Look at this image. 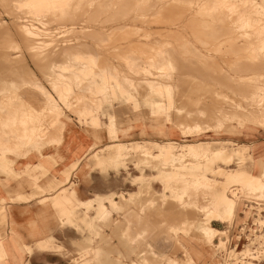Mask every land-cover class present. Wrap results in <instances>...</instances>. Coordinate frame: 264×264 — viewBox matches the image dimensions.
<instances>
[{"label": "rangeland", "instance_id": "rangeland-1", "mask_svg": "<svg viewBox=\"0 0 264 264\" xmlns=\"http://www.w3.org/2000/svg\"><path fill=\"white\" fill-rule=\"evenodd\" d=\"M62 1V7L34 13L27 0H0V58L6 55L5 66L0 63V173L17 181L21 191L22 187L29 189L15 199L29 201L50 192V197L40 200L42 205H50V227L59 230L57 225L71 226L76 230H69L87 243L84 248L78 247L72 264H100L97 250L102 248L109 252L112 264H217L213 248L221 235L217 232L210 241L202 239L203 227L222 231L225 225L240 220L244 201H264V193L248 194L242 182L227 179L233 171L263 178L264 158L256 146L264 140V0H89L92 5L86 0ZM117 9L129 14L124 19V12ZM174 34L178 35L176 39ZM178 38L183 43L176 41ZM200 40L209 44L202 45ZM53 43L57 46L54 49ZM171 47L177 48L174 51ZM64 48L71 50L68 53ZM75 55L86 56L87 64L76 66L71 61ZM91 57L97 63L92 69ZM68 61L71 71L58 76L59 67ZM106 71L110 72L108 81L114 91L95 93L104 87L102 77ZM119 85L130 92L122 94ZM91 101L93 105L84 104ZM150 101L159 102L162 111H149ZM86 108L92 111L83 113L81 110ZM179 115L184 117L182 125L176 121ZM68 138L77 146L72 151V164L64 157H50V171L41 162L32 164L35 158H43L45 149L58 150ZM119 144H123V155L108 166V156ZM239 146L244 147L239 157L225 161L212 158V153L219 150L233 154ZM163 147H170L174 158L161 155ZM99 159L102 162L98 164ZM18 160L25 162L19 173L14 169ZM63 165L68 167L64 171L69 170V180L58 182L61 174L53 170ZM113 173L124 191L116 199L118 204L112 199L97 205L94 201L77 203L75 208L68 204L79 200L78 185L91 187L95 181H102V175L110 181ZM166 174L170 175L166 178ZM41 180L49 182L47 188L39 183ZM55 180L58 183L51 186ZM219 191L236 202L234 217L206 225ZM63 193L69 195L64 206L55 205V198ZM10 232L12 240L8 242L21 241L14 230ZM48 238L53 245L54 237ZM112 240L120 243L119 251L110 252ZM33 256L29 246L7 245L5 252L0 240V264H29ZM69 256L66 251L59 255L65 260Z\"/></svg>", "mask_w": 264, "mask_h": 264}, {"label": "crops", "instance_id": "crops-1", "mask_svg": "<svg viewBox=\"0 0 264 264\" xmlns=\"http://www.w3.org/2000/svg\"><path fill=\"white\" fill-rule=\"evenodd\" d=\"M240 142L243 145L244 142L242 140ZM72 143V139L68 138V141L63 143L58 150L45 149L43 151V158H35L32 164L38 165L41 162L40 164L43 165L44 169L50 171V155L54 158L64 157L72 164V151L75 152L77 150V146H74ZM256 150H259L261 158H264V140L257 144ZM24 163L23 160H18L14 164V169L17 173L23 171ZM66 167L65 165L58 166L53 171L61 173ZM101 177L102 181H95L91 184V187L78 185V201H94L95 205H97L99 201L112 199L118 204L116 199L119 198L120 194L124 195V191L119 188V178H115L117 176L114 173L110 181L108 180V176L102 175ZM44 180H41L39 183L43 188H47L49 182ZM72 180L74 178H71V183ZM19 187L20 185L17 181L8 180V177L4 173H0V240H2L3 246H5V252L7 245L29 246V249H32V253L34 252V256L31 260H28L29 264H72L71 259L74 258L73 254L77 252L78 247L84 248L87 244L85 240L75 231L69 230H76L71 226L60 227L57 225L59 230L50 227V205L44 206L40 203L41 199L50 197V192L38 195L29 201H19L15 199L17 195L24 196L29 192V189L22 187L23 190L21 191ZM11 194L13 195L11 196ZM106 201L105 205L108 204ZM3 216L5 218L4 222ZM98 226H96V229H98ZM10 229L12 231L14 230L17 235H20L21 241H14L13 244L10 241L8 242L9 238L12 240V237H10ZM54 229H56L55 234ZM50 235L54 237L55 243L53 245H50V238H48ZM100 235L103 236V234ZM83 236L86 239L91 238L88 235ZM119 244L117 240H112L109 244L110 252L119 251ZM63 251L68 252L70 255L66 260L59 257ZM97 252L100 253V264H112L108 256L109 252L106 249L102 248L97 250Z\"/></svg>", "mask_w": 264, "mask_h": 264}, {"label": "bare ground", "instance_id": "bare-ground-1", "mask_svg": "<svg viewBox=\"0 0 264 264\" xmlns=\"http://www.w3.org/2000/svg\"><path fill=\"white\" fill-rule=\"evenodd\" d=\"M87 2L89 1V0H86ZM91 1V0H90ZM101 1V0H100ZM114 1V0H113ZM123 1V0H122ZM182 1V0H181ZM213 1V0H212ZM224 1H228V0H223V2ZM27 2L30 4V6H31V8H33V10H34V13H41V12H46L47 10H51L52 9V6H56V8H57V6H59V7H62L63 6V4H64V1H62V0H58V1H52V0H27ZM71 2H73V1H71ZM84 2V1H83ZM92 2V1H91ZM120 2V1H119ZM127 2V1H126ZM144 2H146V1H144ZM180 2V1H179ZM183 2H185V1H183ZM187 2H188V0H187ZM186 2V3H187ZM219 2V1H218ZM89 3V5L91 4L90 2H88ZM103 3V2H102ZM114 3V5H115V2H113ZM190 3V2H189ZM193 3V2H192ZM205 3V2H204ZM212 3V2H211ZM117 4V3H116ZM120 4V3H119ZM118 4V5H119ZM133 4V3H132ZM139 4H140V2H139ZM143 4V3H142ZM152 4V3H151ZM92 5V4H91ZM138 5V4H137ZM184 5H185V3H184ZM188 5V4H187ZM186 5V6H187ZM209 5V4H208ZM207 5V6H208ZM70 6V5H69ZM80 6V5H79ZM121 6V8H122V6H123V4L122 5H120ZM135 6V5H134ZM144 6V5H143ZM211 6V5H210ZM128 7V6H127ZM184 7V6H183ZM204 7V6H203ZM77 8V7H76ZM87 8V7H86ZM91 8V7H90ZM89 8V9H90ZM141 8V7H140ZM131 9V8H130ZM129 9V10H130ZM171 9V8H170ZM62 10V9H61ZM67 10V9H66ZM86 11H88V9H85ZM117 10H119V9H117ZM124 10V9H123ZM123 10H121V11H123ZM125 10H127V9H125ZM138 10V9H137ZM140 10V9H139ZM164 10V9H163ZM166 10H168V9H166ZM165 10V11H166ZM172 10V9H171ZM200 10V9H199ZM210 10V9H209ZM221 10V9H220ZM65 11V10H64ZM86 11L84 12L83 11V13H86ZM97 11V10H96ZM101 11V10H100ZM120 11V10H119ZM118 11V12H119ZM120 11V12H121ZM132 11V13H133V11L134 10H131ZM130 11V12H131ZM143 11H145L144 9H143ZM142 11V12H143ZM147 11V10H146ZM145 11V12H146ZM216 11H218V10H216ZM10 12V11H9ZM106 12H107V10H106ZM112 12V11H111ZM124 12V11H123ZM129 11H127V12H124L123 14H125V16L124 15H122L123 16V18L125 19L126 18V13L127 14H129L128 13ZM134 12H137L136 10L134 11ZM144 12V13H145ZM173 12H175V11H173ZM185 12V11H184ZM222 12V11H221ZM232 12V11H231ZM62 13V12H61ZM80 13V12H79ZM112 13H114V12H112ZM115 13H116V11H115ZM114 13V14H115ZM159 13H162V12H159ZM172 13V12H171ZM200 13V12H199ZM214 13H216V12H214ZM220 13V12H219ZM31 14V13H30ZM96 14V13H95ZM118 14H121V13H118ZM137 14H140V13H137ZM176 14V13H175ZM181 14H182V12H181ZM217 14V13H216ZM222 14V13H221ZM108 15V14H107ZM143 15V14H142ZM168 15V14H167ZM121 16V17H122ZM127 16H129V15H127ZM130 16H131V13H130ZM144 16V15H143ZM178 16V15H177ZM182 16V15H181ZM107 17V16H106ZM118 17V16H117ZM164 17V16H163ZM78 18V17H77ZM104 18V17H103ZM113 18V17H112ZM119 18H120V16H119ZM118 18V19H119ZM122 18V19H123ZM139 18V17H138ZM137 18V19H138ZM149 18V17H148ZM168 18V17H167ZM170 18V17H169ZM177 18H180V17H177ZM196 18V17H195ZM43 19V18H42ZM47 19V18H46ZM54 19V18H53ZM68 19V18H67ZM73 19V18H72ZM91 19V18H90ZM95 19V18H94ZM121 19V18H120ZM136 19V18H135ZM165 19V18H164ZM174 19H176V18H174ZM208 19H210V18H208ZM213 19V18H212ZM211 19V20H212ZM214 19H216V17L214 18ZM233 19V18H232ZM50 20V19H49ZM64 20H65V18H64ZM70 20V19H69ZM76 20V19H75ZM78 20V19H77ZM115 17H114V20H112V21H114L115 22ZM131 20H133V19H131ZM139 20V19H138ZM137 20V21H138ZM173 20V19H172ZM178 20V19H177ZM180 20V19H179ZM218 20V19H217ZM220 20V19H219ZM52 21V20H51ZM71 21V20H70ZM89 21V20H88ZM87 21V22H88ZM97 21V20H96ZM111 21V20H110ZM120 21V20H119ZM130 21V20H129ZM140 21H141V19H140ZM148 21V20H147ZM154 21V20H153ZM165 21H167V19L165 20ZM174 21V20H173ZM192 21V20H191ZM202 21V20H201ZM215 21V20H214ZM233 21V20H232ZM20 22V21H19ZM26 22V21H25ZM46 22V21H45ZM48 22H50V21H48ZM63 22V21H62ZM91 22V21H90ZM93 22V21H92ZM108 22V21H107ZM133 22H135V21H133ZM144 22V21H143ZM203 22V21H202ZM205 22V21H204ZM111 23V22H110ZM155 23V22H154ZM178 23V22H177ZM217 23V22H216ZM224 23V22H223ZM81 24V23H80ZM190 24V23H189ZM206 24H207V22H206ZM205 24V25H206ZM211 24V23H210ZM48 25V24H47ZM92 25V24H91ZM108 25V24H107ZM85 26V25H84ZM147 26V25H146ZM217 26V25H216ZM17 27V26H16ZM23 27V26H22ZM103 27V26H102ZM124 27V26H123ZM125 27H126V25H125ZM196 27V26H195ZM211 27V26H210ZM101 28V27H100ZM213 28H216L215 26L213 27ZM218 28V27H217ZM22 29V28H21ZM24 29H25V27H24ZM27 29V28H26ZM75 29V28H74ZM117 29V28H116ZM38 30V29H37ZM207 30V29H206ZM216 30V29H215ZM214 30V31H215ZM22 31V30H21ZM73 31V30H72ZM71 31V32H72ZM87 31V30H86ZM156 31V30H155ZM203 31V30H202ZM24 33H25V30L23 31ZM27 32V31H26ZM29 32V31H28ZM70 32V33H71ZM78 32V31H77ZM90 33H91V30L89 31ZM128 32V31H127ZM136 32V31H135ZM194 32H195V30H194ZM200 32V31H199ZM228 32H230V31H228ZM7 33V32H6ZM80 33V32H79ZM99 33V32H98ZM125 33V32H124ZM168 33V32H167ZM175 33V32H174ZM189 33V32H188ZM198 33V32H197ZM213 33H215V32H212V34ZM231 33V32H230ZM240 33V32H239ZM85 34H87V33H85ZM93 34V33H92ZM103 34V33H102ZM193 34V33H192ZM198 34H200V33H198ZM223 34V33H222ZM235 34V33H234ZM29 35H30V32H29ZM81 35V34H80ZM96 35H98V34H96ZM95 35V36H96ZM108 35V34H107ZM171 35V34H170ZM175 35V34H174ZM194 35V34H193ZM192 35V36H193ZM205 35V34H204ZM214 35V34H213ZM216 35H217V32H216ZM215 35V36H216ZM238 35V34H237ZM26 36V35H25ZM28 36V35H27ZM82 36V35H81ZM89 36H90V34H89ZM92 36V35H91ZM112 36V35H111ZM121 36V35H120ZM125 36V35H124ZM169 36V35H168ZM172 36V35H171ZM171 36H169V37H171ZM176 36H178V35H175V36H173V37H175V39H176ZM196 36V35H195ZM198 36H200V35H198ZM206 36H208V35H206ZM219 36V35H218ZM218 36H216V37H218ZM88 37V36H87ZM97 37V36H96ZM102 37V36H101ZM114 37H116V35L114 36ZM127 37V36H126ZM180 37V36H179ZM182 37V36H181ZM180 37V38H181ZM211 37V36H210ZM232 37V36H231ZM240 37H242V36H240ZM82 38H83V36H82ZM95 38V37H94ZM128 38V37H127ZM138 38V37H137ZM172 38V37H171ZM180 38H178L176 41H178V40H181ZM184 38V37H183ZM193 38V37H192ZM196 38H197V36H196ZM199 38V37H198ZM208 38V37H207ZM234 38V37H233ZM85 39V38H84ZM92 39V38H91ZM122 39V38H121ZM195 39V38H194ZM206 39V38H205ZM227 39V38H226ZM80 40H81V38H80ZM89 40V39H88ZM97 40V39H96ZM103 40V39H102ZM116 40H117V38H116ZM166 40V39H165ZM173 40V39H172ZM171 40V41H172ZM197 40V39H196ZM209 40V39H208ZM207 40V41H208ZM212 40V39H211ZM216 40H217V38H216ZM237 40V39H236ZM11 41V40H10ZM78 41V40H77ZM107 41H110V40H107ZM119 41V40H118ZM122 41H123V39H122ZM126 41V40H125ZM132 41V40H131ZM147 41H149V40H147ZM169 41V40H168ZM183 41V39L180 41V42H182ZM185 41V40H184ZM200 41H202V42H204L203 40H200ZM215 41V40H214ZM28 42V41H27ZM26 42V43H27ZM29 42H31V41H29ZM93 42V41H92ZM113 42V41H112ZM117 42V41H116ZM127 42V41H126ZM167 42V41H166ZM180 42H178V43H180ZM199 42V40H197V43ZM205 42H206V40H205ZM205 42L202 44V45H207V44H205ZM210 42V41H209ZM243 42H245V41H243ZM16 43V42H15ZM109 43V42H108ZM119 43H120V41H119ZM136 43V42H135ZM175 43V42H174ZM177 43V42H176ZM183 43V42H182ZM186 42H184V45H186V46H188V44H185ZM206 43H208V42H206ZM217 43H219V42H217ZM239 43V42H238ZM3 44V43H2ZM76 44V43H75ZM83 44V43H82ZM96 44V43H95ZM98 44V43H97ZM100 44V43H99ZM111 44V43H110ZM109 44V45H110ZM116 44V43H115ZM128 44V43H127ZM130 44V43H129ZM150 44V43H149ZM168 44H170V43H168ZM201 44V43H200ZM209 44V43H208ZM214 44V43H213ZM230 44V43H229ZM28 45V44H27ZM52 46H53V49H54V47H57V46H55L56 44L55 43H53V44H51ZM61 45V44H60ZM73 45V44H72ZM78 45H80V44H78ZM77 45V47L78 48H80L79 46ZM117 45V44H116ZM177 45V44H176ZM180 44H178V46H179ZM191 45V44H190ZM215 45V44H214ZM249 45V44H248ZM262 45H264V44H262ZM261 45V46H262ZM7 46V45H6ZM70 46V45H69ZM74 46H76V45H74ZM74 46L72 47L71 46V48L73 49V50H75L74 49ZM82 47L84 46V45H81ZM97 46V45H96ZM106 46V45H105ZM110 46H114L113 44L112 45H110ZM127 46V45H126ZM135 46V45H134ZM144 46V45H143ZM160 46V45H159ZM169 46V45H168ZM168 46H166V47H168ZM177 46V47H178ZM205 46H202V47H205ZM59 47V46H58ZM61 47V46H60ZM98 47V46H97ZM106 47H108V46H106ZM120 47V46H119ZM122 47V46H121ZM137 47V46H136ZM158 47V46H157ZM163 47V46H162ZM177 47H175V48H177ZM180 47V46H179ZM183 47V46H182ZM181 47V48H182ZM201 47V48H202ZM216 47V46H215ZM8 48V47H7ZM63 48V47H62ZM71 48L70 49H67V48H64L65 50H63V51H66V49H67V52H68V50H69V52H70V50H71ZM86 48V47H85ZM85 48H83V49H85ZM111 48V47H110ZM113 48V47H112ZM132 48V47H131ZM145 48V47H144ZM143 48V49H144ZM174 48V49H175ZM188 48V47H187ZM213 48H214V46H213ZM58 49V48H57ZM57 49H55V50H57ZM77 49V48H76ZM102 49V48H101ZM108 49V48H107ZM135 49V48H134ZM155 49V48H154ZM169 49H173L172 47L171 48H169ZM173 49V50H174ZM183 49H185L184 47H183ZM182 49V50H183ZM195 49V48H194ZM211 49H212V47H211ZM229 49V48H228ZM232 49V48H231ZM239 49V48H238ZM36 50V49H35ZM54 50V51H55ZM126 50V49H125ZM132 50V49H131ZM147 50V49H146ZM149 50H151V48L149 49ZM178 50V49H177ZM179 50H180V48H179ZM187 50V49H186ZM191 50V49H190ZM13 51V50H12ZM30 51H32L31 49H30ZM33 51H34V49H33ZM58 51V50H57ZM61 51V50H60ZM107 51V50H106ZM105 51V52H106ZM108 51H110V50H108ZM136 51V50H135ZM175 51V50H174ZM194 51V50H193ZM193 51H191V52H193ZM202 51V50H201ZM206 51V50H205ZM204 51V52H205ZM220 51V50H219ZM225 51V50H224ZM234 50H232V52H233ZM239 51V50H238ZM34 52H36V51H34ZM39 52V51H38ZM62 52V51H61ZM68 52V53H69ZM73 52V51H72ZM71 52V53H72ZM82 52V51H81ZM87 52V51H86ZM104 52V53H105ZM137 52V51H136ZM141 52V51H140ZM163 52H165V51H163ZM178 52V51H177ZM181 52V51H180ZM184 52V51H183ZM187 53H188V50L186 51ZM185 52V53H186ZM210 52V51H209ZM66 52H64L63 54H65ZM67 53V54H68ZM75 53V52H74ZM79 53V52H78ZM90 52H88V54H89ZM111 53L112 52H110V55H111ZM114 53V52H113ZM146 53V52H145ZM147 53H149L148 52V50H147ZM147 53H146V56H147ZM157 53H158V51H157ZM174 53V52H173ZM176 53V52H175ZM189 53H190V51H189ZM206 53H207V51H206ZM211 53V52H210ZM228 53V52H227ZM231 53V52H230ZM33 54V53H32ZM57 54V53H56ZM73 54V53H72ZM138 54V53H137ZM167 54H168V52H167ZM180 54V53H179ZM182 54V53H181ZM208 54V53H207ZM4 55V54H3ZM70 54H68V56H69ZM90 55V54H89ZM109 55V56H110ZM145 55V54H144ZM143 55V56H144ZM183 55V54H182ZM192 55H193V53H192ZM192 55H191V57H192ZM223 55V54H222ZM230 55V54H229ZM2 56V55H1ZM34 56V55H33ZM65 56H66V54H65ZM65 56H63V57H65ZM67 56V57H68ZM72 56V55H71ZM94 55L92 54V57H93ZM138 56V55H137ZM140 56V55H139ZM149 56V55H148ZM151 56V55H150ZM194 56H196L195 54H194ZM204 56V55H203ZM5 57H6V55H5ZM5 57H1L0 58V63H3V65L6 63V58ZM10 57V56H9ZM8 57V58H9ZM62 57V56H61ZM88 57H90V56H88ZM92 57H91V59H92ZM112 57V56H111ZM134 57V56H133ZM174 57V56H173ZM178 57V56H177ZM197 57V56H196ZM205 57H207V56H205ZM11 58V57H10ZM21 58V57H20ZM66 58V57H65ZM104 58V57H103ZM113 58V57H112ZM150 58V57H149ZM165 58V57H164ZM166 58H167V56H166ZM172 58V57H171ZM176 58V57H175ZM180 58H181V55H180ZM187 58V57H186ZM220 58V57H219ZM222 58V57H221ZM44 59V58H43ZM46 59V58H45ZM44 59V60H45ZM49 59V58H48ZM88 58L86 57V56H84V55H75L72 59H71V61H73L74 63H76V66H77V64L78 65H80V64H87V60ZM94 59V58H93ZM92 59V60H93ZM97 59H98V57H97ZM126 59H128V58H126ZM156 59V58H155ZM158 59V58H157ZM183 59V58H182ZM188 59V58H187ZM193 59V58H192ZM199 59V58H198ZM64 60H66L67 61V59H64ZM63 60V61H64ZM104 60V59H103ZM165 60V59H164ZM171 60H173V59H171ZM177 60V59H176ZM99 61V60H98ZM178 61H180V60H178ZM183 61V60H182ZM45 62H47V60L45 61ZM58 62V61H57ZM100 62V61H99ZM98 62V63H99ZM103 63H104V61H102ZM106 62V61H105ZM148 62V61H147ZM168 62V61H167ZM188 62V61H187ZM201 62V61H200ZM205 62H207V61H205ZM8 63V62H7ZM50 63V62H49ZM159 64H160V66H161V63L160 62H158ZM166 63V62H165ZM63 64V63H62ZM72 64V63H71ZM96 62H95V60H93V61H90L89 62V66H90V68L92 69V68H94V66H96ZM101 64V63H100ZM148 64V63H147ZM152 64V63H151ZM154 64V63H153ZM158 64V65H159ZM2 65V66H3ZM110 65V64H109ZM108 65V66H109ZM150 65V64H149ZM167 65V64H166ZM185 65V64H184ZM210 65V64H209ZM2 66H0V68L2 67ZM5 66V65H4ZM128 66V65H127ZM148 66V65H147ZM206 66H208V65H206ZM19 67V66H18ZM3 68V67H2ZM2 68H1V70H2ZM12 68V67H11ZM15 68V67H14ZM47 68V67H46ZM71 68H72V66L70 65V61H68V62H66V63H64L63 65H61L60 67H59V72H58V76H60V77H63V75L64 74H67V73H69L70 71H71ZM74 68V67H73ZM108 69H109V67H107ZM168 68V67H167ZM182 68V67H181ZM192 68V67H191ZM206 68H209V67H206ZM241 68V67H240ZM239 68V69H240ZM4 69H5V67H4ZM165 69V68H164ZM198 69V68H197ZM6 70H8V69H6ZM5 70V71H6ZM46 70V69H45ZM48 70H50V68L48 69ZM47 70V71H48ZM76 70V69H75ZM83 70V69H82ZM100 70V69H99ZM153 70V69H152ZM183 70V69H182ZM189 70V69H188ZM241 70V69H240ZM244 70V69H243ZM11 71V70H10ZM14 71V70H13ZM111 71V70H110ZM154 71H156V70H154ZM174 71V70H173ZM176 71V70H175ZM204 71V70H203ZM207 71V70H206ZM234 71V70H233ZM236 71V70H235ZM234 71V72H235ZM245 71V70H244ZM45 72V71H44ZM73 72H77V71H73ZM180 72V71H179ZM189 72V71H188ZM193 72V71H192ZM199 72H201V71H199ZM199 72H197V73H199ZM237 72V71H236ZM1 71H0V75H1ZM8 73H9V71H8ZM46 73V76H47V72H45ZM94 73V72H93ZM175 73V72H174ZM173 73V74H174ZM202 73V72H201ZM239 73V72H238ZM237 73V74H238ZM5 74V73H4ZM10 74V73H9ZM25 74V73H24ZM72 74V73H71ZM73 74H75V73H73ZM90 74V73H89ZM97 74V73H96ZM110 74V72L108 73V71H106V72H104V74H103V84H104V87H99V88H97L96 90H95V93H104L105 94V92L106 91H108V92H110V91H114L113 90V88L111 87V85H109V81H108V75ZM136 74V73H135ZM178 74V73H177ZM205 74V73H204ZM210 74V73H209ZM232 74V73H231ZM26 75V74H25ZM70 75V74H69ZM203 75V74H202ZM213 75V74H212ZM234 75V74H233ZM21 76V75H20ZM49 76V75H48ZM47 76V77H48ZM56 76V75H55ZM113 76V75H112ZM112 76H109V77H112ZM169 76V75H168ZM176 76V75H175ZM207 76V75H206ZM211 76V75H210ZM219 76V75H218ZM229 76V75H228ZM46 77V78H47ZM50 77V76H49ZM48 77V78H49ZM67 77V76H66ZM65 77V78H66ZM70 77H71V75H70ZM148 77V76H147ZM154 77V76H153ZM177 77V76H176ZM199 77V76H198ZM208 77V76H207ZM212 77V76H211ZM224 77V76H223ZM65 78H63V79H65ZM74 78H75V75H74ZM114 78V77H113ZM122 78V77H121ZM124 78V77H123ZM169 78V77H168ZM195 78V77H194ZM210 78V77H209ZM217 78V77H216ZM215 78V79H216ZM1 79V78H0ZM76 79V81H78L79 82V79L77 80V78H75ZM145 79V78H144ZM150 79V78H149ZM155 79V78H154ZM165 79V78H164ZM175 79V78H174ZM199 79V78H198ZM205 79H206V77H205ZM213 79V78H212ZM232 79V78H231ZM117 80H118V78H117ZM170 80H172V79H170ZM226 80H227V78H226ZM229 80V79H228ZM227 80V81H228ZM233 80H235V79H233ZM58 81V80H57ZM73 81V80H72ZM121 81V80H120ZM120 81H118V83L117 84H119L120 83ZM123 81H126V80H124L123 79ZM213 81H214V79H213ZM216 81V80H215ZM222 81V80H221ZM225 81V80H224ZM81 82V81H80ZM87 82V81H86ZM86 82H84V84L86 83ZM122 82V81H121ZM157 82V81H156ZM159 82V81H158ZM166 82V81H165ZM176 82V81H175ZM174 82V83H175ZM1 83V82H0ZM132 83V82H131ZM136 83V82H135ZM152 83V82H151ZM163 83H164V81H163ZM222 83V82H221ZM5 84V87L6 88H8L7 86H9V84H8V82L6 83H4ZM122 84V83H121ZM225 84V83H224ZM226 84H227V82H226ZM231 84V83H230ZM77 85H78V83H77ZM81 85V84H80ZM126 85V84H125ZM152 85H153V83H152ZM174 85V84H173ZM28 86V85H27ZM61 86V85H60ZM82 86H83V84H82ZM118 86V85H117ZM119 86H121V85H119ZM131 86V85H130ZM136 86V85H135ZM134 86V87H135ZM158 86V85H157ZM161 86H162V84H161ZM170 86V85H169ZM230 86V85H229ZM228 86V87H229ZM233 86V85H232ZM37 87H39V86H37ZM140 87H142V86H140ZM171 87V86H170ZM236 87V86H235ZM240 87V86H239ZM40 88V87H39ZM61 88H62V86H61ZM83 88V87H82ZM120 88V87H119ZM126 88V87H125ZM125 88H124V86L122 87L121 86V89H120V91L121 92H124V93H122V94H128L129 92H126V90H125ZM128 88V87H127ZM161 88V87H160ZM234 88V87H233ZM1 89V88H0ZM9 89L11 90V87H9ZM56 89V88H55ZM59 89V88H58ZM78 89V88H77ZM80 89H81V87H80ZM89 89H90V87H89ZM132 89V88H131ZM158 89V88H157ZM166 89V88H165ZM228 89V88H227ZM238 89H240V88H238ZM247 89V88H246ZM245 89V90H246ZM8 90V89H7ZM9 90V91H10ZM42 90V89H41ZM130 90V89H129ZM233 90V89H232ZM240 90H243V89H240ZM8 91V92H9ZM58 91V90H57ZM56 91V92H57ZM70 91V90H69ZM83 91L84 90H82V93H83ZM127 91H128V89H127ZM150 91V90H149ZM172 91V90H171ZM65 92V91H64ZM71 92H72V90H71ZM78 92V91H77ZM86 92V91H85ZM158 94H161L160 92L161 91H156ZM240 92V91H239ZM16 93V92H15ZM61 93H62V91H61ZM73 93V92H72ZM119 93V92H118ZM170 93V92H169ZM233 93V92H232ZM237 93V92H236ZM66 94V93H65ZM120 94V93H119ZM155 94V93H154ZM238 94V93H237ZM6 95V94H5ZM9 95V94H8ZM42 95H43V93H42ZM63 95H64V93H63ZM62 95V96H63ZM78 95V94H77ZM84 95V94H83ZM170 95V94H169ZM176 95V94H175ZM174 95V96H175ZM181 95V94H180ZM46 97V96H45ZM76 97V96H75ZM80 97V96H79ZM95 97V96H94ZM98 97V96H97ZM99 97H101V95L99 96ZM169 98V97H168ZM128 99V98H127ZM129 100H131V99H129ZM170 100V99H169ZM171 101V100H170ZM169 101V102H170ZM173 101V100H172ZM171 103V102H170ZM84 104H91V105H93V101H91V102H86V103H84ZM147 108H149L148 110L149 111H160L161 109H163L162 108V106L159 104V102H154V101H150V102H148V104H147ZM48 110V109H47ZM32 111V110H31ZM83 113H90L91 111H92V109L91 108H86V109H84V110H81ZM162 111V110H161ZM178 111V110H177ZM54 114H57L58 115V113H54ZM183 116L182 115H179L178 116V118L176 119V121H177V124H178V122L180 121V123L179 124H183V121H184V117L182 118ZM14 120V119H13ZM55 120V119H54ZM15 121V120H14ZM16 121H19V120H16ZM50 122V121H49ZM168 122V121H167ZM185 122V121H184ZM174 123V122H173ZM175 124V123H174ZM28 125V124H27ZM176 125V124H175ZM180 125V126H181ZM174 126V125H173ZM177 127L179 126V125H176ZM262 126H264V123L262 124ZM114 127V126H113ZM28 128H30V127H28ZM36 130V129H35ZM11 131V130H10ZM32 132V131H31ZM14 134V133H13ZM47 135V134H46ZM14 136H15V134H14ZM239 136H240V133H239ZM238 136V137H239ZM5 137V136H4ZM16 138V137H15ZM14 139V138H13ZM53 140H56V138H52ZM9 141V140H8ZM7 141V139H6V142H8ZM19 140H17V142H18ZM49 141H50V138H49ZM9 143V142H8ZM7 144V143H6ZM34 145V144H33ZM119 146V148H117L115 151H113L112 153H110L109 154V156H108V161L110 162L109 164H108V166L109 165H113L114 163H116V162H118V160H119V158L123 155V144H119L118 145ZM171 148L170 147H163V149H161V155H163L164 157H173L172 156V151L170 150ZM243 151H244V147H242V146H239V148H236L235 150H234V153L233 154H227L225 151H222V150H219V151H217V152H214V153H212L213 154V157L212 158H214V159H219V160H222V161H225L226 159H229V160H231L232 158H233V156H236V157H239V156H241L242 154H243ZM145 152H147V151H145ZM192 153H198V152H196L195 150H192ZM198 154H200V153H198ZM51 157V156H50ZM174 158V157H173ZM102 162V159H99L98 160V164L99 163H101ZM165 162V161H164ZM192 165V164H191ZM179 166H181L180 164H179ZM177 167H178V165H177ZM262 167H263V170H262V173H261V175L263 176V178L262 179H256V177L254 176V175H252L250 172H247V171H233V172H231V173H229L228 175H227V179L230 181V182H242L243 183V185H244V188H245V190L248 192V194H251V195H257V194H261V193H264V163H262ZM68 168V167H67ZM61 174V176H60V181H58V182H66V181H68L69 180V170H66V171H63V172H61L60 173ZM170 174H166L164 177H166L167 178V176H169ZM161 176V175H160ZM58 182H56V180L55 181H52L50 184H51V186L52 185H55V184H57ZM223 192V193H222ZM218 198L216 199V201H215V203L214 204H212V210L210 211V214H209V217L207 218V223H206V225H209V222H211V221H213V220H215V221H217V222H224L225 220H229V219H233V217H234V211H235V208H236V202L232 199V198H230V197H225L224 196V191H219L218 192ZM68 197H69V195H66V194H59L56 198H55V201L53 202L55 205H62V206H64L63 205V203H65L66 202V200L68 199ZM90 204V201H86V202H82V201H75V202H72L71 203V201H69L68 202V204L69 205H72L73 206V208H75V206H76V204ZM112 203H114V201L112 202ZM221 205H223L224 206V209L221 211L220 210V206ZM101 208V207H100ZM61 211H62V213H64L63 211V208H61ZM227 222V221H226ZM218 232V230L217 229H215L214 227H212V226H206V227H203V229H202V231H201V238L202 239H205V240H211V239H213V237H214V235H215V233H217ZM14 238V237H13ZM210 243V242H209ZM9 249V252H10V250H11V248H8ZM214 255V254H213Z\"/></svg>", "mask_w": 264, "mask_h": 264}, {"label": "built area", "instance_id": "built-area-1", "mask_svg": "<svg viewBox=\"0 0 264 264\" xmlns=\"http://www.w3.org/2000/svg\"><path fill=\"white\" fill-rule=\"evenodd\" d=\"M264 202V201H262ZM244 201L240 220L218 231L214 254L217 264H264V203ZM228 237L226 238V236Z\"/></svg>", "mask_w": 264, "mask_h": 264}]
</instances>
